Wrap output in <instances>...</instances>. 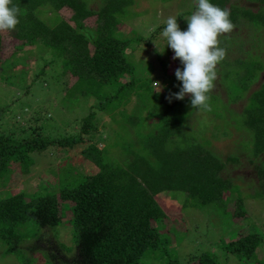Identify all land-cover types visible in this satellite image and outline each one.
Returning a JSON list of instances; mask_svg holds the SVG:
<instances>
[{
	"label": "trees",
	"instance_id": "obj_1",
	"mask_svg": "<svg viewBox=\"0 0 264 264\" xmlns=\"http://www.w3.org/2000/svg\"><path fill=\"white\" fill-rule=\"evenodd\" d=\"M95 1L13 0L19 10V23L6 33L19 42L17 48L41 43L58 52L63 57L65 73L75 79L73 85L78 87L79 94L89 98V107L80 121L83 130L80 134L51 136L42 127L30 132L31 137L0 134V182L6 185L10 176L5 175L12 172L14 164L22 173L30 171L37 162V154L48 146L52 150L48 156H53L54 150L63 152L82 144L87 146L55 166L58 185H50V180L43 179L36 192L21 190L0 198V236L9 241V250L15 251L18 238H24L20 233L23 224L28 223L31 229L66 225L74 234L77 264H141L148 249L164 251L169 244L160 230L159 223L166 212L157 197L169 191H182L186 193L185 209L211 206L222 218L219 227L230 224L225 230L229 240L220 244L226 251V260L264 264L256 253L263 244L264 233L245 220L243 197L233 192L238 186L232 177L225 176L230 164L239 168L241 156L223 158L212 145L201 142L205 140L202 133L198 138L188 129L189 114L199 109L210 111L211 96L207 93V108H193L190 95L183 100L173 96L164 102L151 78L135 74V66L126 53L131 39L123 36L126 18L122 17L131 11L135 0H100L94 8ZM241 1L250 2L257 7L256 11L236 4L237 0H212V3L229 12L233 26L250 20L256 28H263L264 0ZM254 2L258 5H253ZM91 17H95L94 28L87 25ZM2 35L3 31L0 44ZM247 64V60L242 61L243 74L239 75L240 69L234 71L233 80L239 82L238 89L249 91L258 79L257 70L260 74L264 65L252 62V71L251 63ZM175 81L176 93L181 84L176 76L165 85L171 86ZM134 96L144 110L128 114L123 107ZM249 97L243 126L251 133L244 150L264 184V81ZM98 111L106 112L117 125L103 147L86 135L98 130ZM148 122L151 130L145 126ZM112 142L127 150L124 159L115 155ZM79 161L81 164H77ZM92 164L98 171L92 170ZM75 172L79 177L73 176ZM241 177L238 178L242 180ZM255 196L264 197V192L256 191ZM231 202L237 203L232 212L227 210ZM233 219L242 223H234ZM197 259L200 264L219 261L211 252ZM179 262L175 256L164 258V264Z\"/></svg>",
	"mask_w": 264,
	"mask_h": 264
},
{
	"label": "rangeland",
	"instance_id": "obj_2",
	"mask_svg": "<svg viewBox=\"0 0 264 264\" xmlns=\"http://www.w3.org/2000/svg\"><path fill=\"white\" fill-rule=\"evenodd\" d=\"M100 2L96 0L92 7H98ZM236 4L251 7V10L248 9L251 12L257 9L246 1L237 0ZM253 5L258 4L254 2ZM196 8L197 0H135L130 6L131 11L122 17L126 18L125 28L121 30L123 36L131 39L126 53L135 66V74L151 78L156 90L161 91L164 102L170 101L177 88L176 81L171 86L165 84L175 77L176 69L182 68V65L178 59H173L172 49L165 50L166 40L161 34L162 28L167 17L176 16L181 29H186V17ZM64 14L66 15L65 12ZM94 22L95 17H91L87 25L94 28ZM2 31L0 134L15 138L18 133L17 135L31 137L30 132H36L38 127H42L51 136L82 133L80 121L88 110L89 98L79 94L78 87L73 85L75 79L69 72L65 73L63 57L51 46L41 43L30 44L31 46L23 49L17 48L19 42L8 35L6 30H0V33ZM236 32L239 33L238 36L235 35ZM218 46L224 50L227 47L228 49L225 50L223 60L216 66V76L208 92L209 96H213L209 101L210 111L199 109L192 112L189 114L187 125L189 131H194L198 138L202 133L205 140L202 139L201 142L209 147L212 145L213 150L223 158L228 155L241 156L243 161L239 168L234 169L230 164L225 176L232 177L234 185L238 186L233 192L243 197L247 215L245 220L264 233V197L255 196L256 191L264 192L263 177L255 168L256 165L250 162V156L245 153L244 146L249 140L248 133L251 132L243 126L244 109L250 101L251 92L258 89L264 81V70L260 74L257 70L258 79L249 91L238 89L239 82L233 80L234 71L240 69L239 75L243 74L240 68L242 59H246L248 64L251 63L249 69L252 71V62H261L264 65V30L256 28L250 20H243L241 26H233L230 32L218 37ZM138 102V98L134 96L123 108L128 114L139 113L140 109L144 108ZM97 118L98 130L86 135L90 141L100 143L103 147L104 140H109L108 137L115 133L117 125L114 120H109L106 112L98 111ZM150 122L145 125L147 130H151L148 129ZM112 143L115 155L124 159L127 150ZM85 146L87 144H82L75 150L64 149L63 152L54 150L53 156H48L52 152L48 146L37 154V162L27 173H22L23 171L14 164L12 172L9 171L5 175V178L10 176L6 185L0 182V198L21 190L36 192L40 190L43 179L50 180V185H58L60 181L58 182L54 175L56 171L53 172L55 166L60 164L62 159L80 152ZM92 170L98 171V167L92 164ZM76 174L78 173L75 172L73 176L79 177ZM157 198L166 212V217L159 226L169 242L168 251L148 249L141 264H164V258L169 255L178 257L179 264H200L197 258L205 252L215 253L219 259L217 264H238L234 258L226 260V251L220 244L221 241L229 240L225 230L230 224L223 223L219 227L222 218L217 211L214 212V208L206 206L185 209L183 204L186 201V193L182 191H169ZM236 204L231 202L227 210L234 211ZM69 209L71 211V207ZM238 220L233 219L234 223H238ZM20 233L24 238H18V248L15 251H10L9 241L0 236V264H77V247L70 226H34L31 229L26 223L20 227ZM256 253L259 259H264V239Z\"/></svg>",
	"mask_w": 264,
	"mask_h": 264
},
{
	"label": "clouds",
	"instance_id": "obj_3",
	"mask_svg": "<svg viewBox=\"0 0 264 264\" xmlns=\"http://www.w3.org/2000/svg\"><path fill=\"white\" fill-rule=\"evenodd\" d=\"M186 20L187 28L182 30L176 16L167 17L161 33L166 40L165 50L172 49L173 59L182 65L175 72L180 89L172 95L177 100L190 95L193 108H207V93L215 79L216 66L225 56V50L218 46V37L230 32L233 24L229 12L212 0H197L196 10ZM18 23L19 10L13 0H0V30H13Z\"/></svg>",
	"mask_w": 264,
	"mask_h": 264
}]
</instances>
